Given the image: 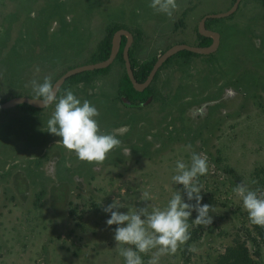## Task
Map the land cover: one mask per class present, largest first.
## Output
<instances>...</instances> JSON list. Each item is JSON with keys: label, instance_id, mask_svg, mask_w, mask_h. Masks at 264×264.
Instances as JSON below:
<instances>
[{"label": "rangeland", "instance_id": "obj_1", "mask_svg": "<svg viewBox=\"0 0 264 264\" xmlns=\"http://www.w3.org/2000/svg\"><path fill=\"white\" fill-rule=\"evenodd\" d=\"M233 1L177 0L169 17L149 7L151 0H0V98L34 97L31 81L51 75L53 82L68 68L92 63L90 55L115 24L146 37L131 45L139 62L158 57L168 42L196 44L202 15L226 11ZM212 26L218 49L173 57L152 81L154 99L140 107L125 109L117 99L125 73L118 60L91 82L59 91L90 101L102 133L116 131L121 144L103 163L80 161L57 143L60 137L42 130L54 105L37 114L24 104L0 109V264H125L114 240L117 226L106 224L110 213L103 208L116 199L125 207L114 210L125 214L163 208L177 191L194 204L171 179L176 162L190 164L193 151L207 158L201 203L214 207L213 222L194 224L193 211L194 250L183 253L181 245L160 264H214L246 230L255 234L233 188L244 182L256 189L253 171L264 166V0H241ZM59 184L66 198L52 200ZM144 191L151 200H141ZM256 249L264 264V242L253 244Z\"/></svg>", "mask_w": 264, "mask_h": 264}, {"label": "clouds", "instance_id": "obj_2", "mask_svg": "<svg viewBox=\"0 0 264 264\" xmlns=\"http://www.w3.org/2000/svg\"><path fill=\"white\" fill-rule=\"evenodd\" d=\"M149 7L157 13L171 17L178 9V4L177 0H151ZM31 86L33 101L41 102L42 108L54 105V111L42 130L60 137L57 143L74 152L80 161L103 163L107 155L120 146L121 141L117 139L115 130L108 134L101 132L96 119L100 115L99 110L90 101L85 99L81 102L71 89L58 95L54 90L56 87L51 75L45 76L43 82L31 81ZM188 147L191 148V145ZM207 173L206 156L193 151L190 164L179 160L176 162L175 175L171 179L175 184L183 186L187 200L195 201L194 204L185 202L181 191H177L163 208L152 205L150 209L130 208L125 214L114 210L125 207L119 199L103 208V211L110 213L106 224L117 226L114 230V240L118 254L124 258L125 264H144L141 254H151L147 264H160L162 256L174 255L181 245L191 239L188 221L193 211L197 213L194 224L205 227L212 224L213 217L210 213L214 212V207L201 203L203 186L199 177ZM233 192L241 199L249 221L264 227V192L259 189L251 190L244 182L238 183ZM151 199L148 191L142 192L141 200Z\"/></svg>", "mask_w": 264, "mask_h": 264}, {"label": "trees", "instance_id": "obj_3", "mask_svg": "<svg viewBox=\"0 0 264 264\" xmlns=\"http://www.w3.org/2000/svg\"><path fill=\"white\" fill-rule=\"evenodd\" d=\"M186 12L187 11L185 10L182 13L181 18L178 20L179 21L178 25L183 24V15H186ZM217 20L218 19H213V18L208 19L206 21V27L211 28L212 24L214 22H216ZM119 28H126L132 32L133 37H134V44H137L141 40L146 39V37H144L142 31L139 28H127L125 25H117V24L112 25V26L108 27L107 33L101 38V40L97 44L96 49L90 55V59H91L90 62L101 61V60H104L108 57V55L110 53L111 40H112L113 33ZM196 38H197L196 45H200V46L209 45L212 41L211 38L204 37L198 33H197ZM125 41H126V39H125V37H123L122 41H121V48H120L119 54L117 55L116 59L114 60V61L118 60L122 64H124V61L122 58V47L124 46ZM180 42H182V41H177V43H180ZM172 44L173 43L168 42L165 45L164 49L161 51V53L164 50H166L168 47H170ZM132 48H133V46L129 50V58H130L131 66L133 69V74H134V77L137 81L143 82L147 78L149 71L151 70V68H152L157 57L155 56L149 61L139 62L133 56ZM175 56H181V57L188 58L191 56H199V54H195V53L189 52L187 50H183V51H180L177 54L173 55L169 59H167L165 61V63L163 64V66L165 64H167ZM108 70H109V67H106V68H102V69H96L94 71H86V72L75 74V75L69 77L65 81V83L61 86L60 90L65 85H68L71 83H89V82H91V80H93V76H95L99 73H104ZM122 77L123 78L120 80L118 87H117L118 95H119V97L123 96V97L127 98L129 101H131L134 107H140L141 102H144L151 93H155L153 91L151 85L149 87L145 88L141 92L136 91L133 88L129 78L127 77L126 72L123 74ZM57 78H55V80ZM58 95H59V93H58ZM9 98L10 97L0 98V100L3 102ZM24 105H25L24 109L27 112H30L33 114H37L39 111H41L43 109V108H34V107H31V106L26 105V104H24ZM217 160L220 161L221 158L218 157ZM252 175L255 178L254 184L256 185V189H254V190L259 189L260 192H264V166L263 167H257L256 169H254ZM63 186H64V184H59V185L53 186L52 193H51L52 200H56V199L60 200L62 198L63 199L66 198L65 196H63V193L60 192L61 187L63 188ZM65 193H66V190H65ZM64 195H66V194H64ZM74 213H75V209L72 210V215H74ZM253 228H254L253 232H255V234H251L250 232H248L246 230V233H245L246 238H244L243 240L235 241L234 244L227 246L224 249V251L216 257L214 264H263L260 262L259 259L255 258V256H258V257L260 256V250L256 249L253 253L252 246H253V244H255L256 246L259 247V242H264V227L253 225ZM190 233L195 234V231L190 232ZM192 241H193L192 238L189 241H187V243L184 245L183 253L189 252V248H190L189 244ZM148 255L141 254V257H142V260L144 261V264L146 263V261L148 259Z\"/></svg>", "mask_w": 264, "mask_h": 264}, {"label": "water", "instance_id": "obj_4", "mask_svg": "<svg viewBox=\"0 0 264 264\" xmlns=\"http://www.w3.org/2000/svg\"><path fill=\"white\" fill-rule=\"evenodd\" d=\"M240 2L241 0H234L232 5L226 11L217 12V13H207L203 15L198 21L197 32L198 34L204 37L211 38L212 39L211 43L206 46L188 44L185 42L172 44L170 47L164 50L156 58L151 70L149 71L147 78L143 82H139L135 79L134 74H133V69L131 66V62H130V58H129V49L134 40L133 34L129 29L119 28L113 33L112 40H111L110 53L106 59L101 60V61L92 62V63L80 64V65L68 68L53 82L54 87H56L54 90L59 92L61 86L65 83V81L69 77L75 74L86 72V71H94L96 69H102V68H106L110 66L114 62V60L116 59L120 51L122 38L125 37L126 41H125L124 46L122 47V58L124 61L125 72L133 88L136 91L141 92L149 86V84L154 79V76L157 73L158 69L164 64V62L170 57H172L173 55L177 54L178 52L187 50L189 52L199 54V55H209V54L214 53L219 47L220 34L217 31L207 28L206 20L211 19V18L220 19V18H224V17H228L232 15L237 10ZM33 98L34 97L18 95V96L10 97L9 99L3 102L0 100V109H7V108L15 107L21 104H26L34 108H42L43 107L42 103L33 101L32 100Z\"/></svg>", "mask_w": 264, "mask_h": 264}, {"label": "flooded vegetation", "instance_id": "obj_5", "mask_svg": "<svg viewBox=\"0 0 264 264\" xmlns=\"http://www.w3.org/2000/svg\"><path fill=\"white\" fill-rule=\"evenodd\" d=\"M205 15V14H204ZM203 16V15H202ZM207 21V20H206ZM209 29H212V30H214V31H217V30H215L214 28H213V26L211 27V28H209ZM198 33V32H197ZM212 40V39H211ZM134 41V40H133ZM131 48V47H130ZM130 50V49H129ZM119 54V53H118ZM165 63V62H164ZM163 66V65H162ZM161 66V67H162ZM160 67V68H161ZM159 68V69H160ZM158 69V70H159ZM155 77V76H154ZM153 81V80H152ZM152 84V82L149 84V86ZM148 86V87H149ZM59 93V92H58ZM154 97H155V93H151L149 96H148V98L144 101V102H141L140 103V106H142V105H144L145 103H147L148 101H150V100H152V99H154ZM117 99L121 102V104H122V106H123V108H134V106H133V104H132V102L131 101H129L127 98H125V97H119V95H118V92H117Z\"/></svg>", "mask_w": 264, "mask_h": 264}]
</instances>
